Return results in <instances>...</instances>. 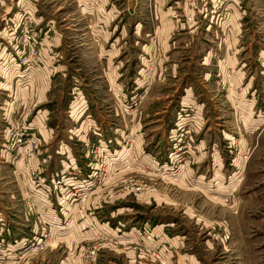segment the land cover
<instances>
[{
    "label": "rangeland",
    "instance_id": "1",
    "mask_svg": "<svg viewBox=\"0 0 264 264\" xmlns=\"http://www.w3.org/2000/svg\"><path fill=\"white\" fill-rule=\"evenodd\" d=\"M53 1L61 11L45 23L49 0H0V18L15 6L16 64L29 48L20 25L41 55L53 23L61 69L85 88L84 104L64 100L52 74L49 134L30 130L39 146L21 153L20 178L0 168V264H85L93 247L97 264H264V0ZM31 118L9 127L8 151ZM55 127L67 151L44 150ZM73 222L81 237H54Z\"/></svg>",
    "mask_w": 264,
    "mask_h": 264
},
{
    "label": "crops",
    "instance_id": "2",
    "mask_svg": "<svg viewBox=\"0 0 264 264\" xmlns=\"http://www.w3.org/2000/svg\"><path fill=\"white\" fill-rule=\"evenodd\" d=\"M35 3L38 5L36 6V8L38 7L37 10L39 12H42L43 8L46 7L44 3L37 1ZM55 3L56 1L49 0L47 5L53 4L52 7L50 6V10H54V11L52 13H48L49 16H43L42 14L41 15L39 14V21H44L45 23H49L50 21L52 22L55 21L52 17H56L61 11L60 7H62L60 5V2H58V4L56 5L58 7L55 9ZM6 7L7 8L3 10L4 12H2L3 13L2 18H0V168L6 169V172L7 171L12 172L13 176L16 179H18L21 177V175H23V173H21V169H23L24 165L20 158V156L22 155L21 154L22 150H20L19 152L13 155H11L7 150L5 140H6V133L9 127L12 125L14 121L19 120L18 118H23L22 121L23 120L26 121L25 118L31 115L32 113L31 122L28 123V125L23 124V127L27 128L28 130L34 129V132L37 131L41 136L46 138V134L48 135L49 132L47 131L45 125H43V129H45V131L42 129V127L41 130H39L40 129L39 126L41 125V120L43 115L44 114L46 115L47 113H52L51 110L49 109L50 107H48L50 106V104H47L49 100L48 97L46 96L49 87H51L49 85V87L47 88L48 85L47 81L51 83L50 77L52 76V74H55L57 76L60 75V77L61 76L65 77L64 86L66 89L65 91L66 95L63 97L64 100H68L69 97H74V95H76L78 97L77 99L80 100L81 98V102L84 104L85 88H83V86L80 85L78 81L80 79L78 77H77L78 80H76L75 77L73 78V71H71V69L69 70V75L67 72L65 74V71L61 69V67L64 66V63L59 64V61L60 60L62 61L61 59L62 47L60 46L61 31L54 30L52 27L53 23L50 26L46 27L47 30L43 34V41H42L43 45L40 55L41 56L40 64L42 66V69L40 73L37 74L32 70L22 68L20 65L16 64V58L15 56H12L14 55L12 45H13V34L17 28L15 29L10 28L11 24H13L16 21V17L14 16L16 10L14 8L15 6L11 3L8 4ZM98 61H100V59H98ZM261 66L264 69V63ZM43 81H45V84ZM44 85L45 88L43 89ZM74 87H77L78 89H74ZM118 87L119 85H117L116 82H114L113 84L114 93L116 91V88ZM72 90L75 92V94L73 93ZM81 92L83 94H81ZM78 104L79 103L77 104L72 103V106L70 107L71 109H68L69 111H66L67 116L69 117L76 116V114H74V111L79 110V107L77 106ZM75 108L76 110H74ZM28 111H30V114H26ZM103 113L105 114L104 110ZM87 116L89 119L92 118L90 114L86 115L85 117ZM98 116L100 117V115ZM172 116H174V114H172ZM102 119L104 120V117ZM25 121H23V123ZM254 123L258 125V130L263 128L264 116L260 115L259 113L258 118L257 120L254 121ZM61 131L62 130H57L56 127L54 130H50L51 132L50 137H52V135H54V137H52L50 144H46V146H44L45 151L48 150L55 152H62L64 150L67 151L68 145H70V139H69L70 137L68 138L66 134L63 135L64 133H62ZM68 133L71 135V132ZM92 133L95 134L94 132ZM1 173L3 174L5 172H1ZM4 218L5 217L0 216V231L2 232L5 230L6 226H7L6 228L8 229L10 227L9 226L10 224L7 222V220L5 221ZM4 224L6 225L4 226ZM74 226L75 224L73 222L71 223L70 226L68 225V227H63V228L59 227L58 229L55 230L54 237L58 238V236H61V231L64 232L65 238L67 236L72 237L71 240L75 239L76 237L77 238L81 237L80 234L76 233L78 231L76 229L79 228H74ZM80 226L81 227L79 230H81L84 224ZM119 227L121 228L122 226L120 225ZM89 231L90 232L88 236L87 235L84 236L89 237L91 235V231H92L91 227L89 228ZM125 231H127V229H125ZM117 253L118 252L114 251V254H112L114 256L113 257L114 259L115 256L116 257L119 256V254ZM120 261L121 259L117 258V261L110 260L109 263L111 264L124 263L123 261L121 262Z\"/></svg>",
    "mask_w": 264,
    "mask_h": 264
},
{
    "label": "built area",
    "instance_id": "3",
    "mask_svg": "<svg viewBox=\"0 0 264 264\" xmlns=\"http://www.w3.org/2000/svg\"><path fill=\"white\" fill-rule=\"evenodd\" d=\"M20 28L22 31L23 41L26 43L27 46H29V48L28 50H23V52L21 51L22 54L21 52H17V59H19L20 57L19 63L21 66H24L26 69L34 71L37 68V63L39 62L40 57L39 51L35 49V46L38 44L39 41V36L36 34V32L33 31V29H31L29 22H23L20 25ZM7 146L9 151L12 152H19L20 150H22L23 157L28 158L32 156L35 151H37L39 142L37 139H35L33 133L30 132V130L24 128L23 126H17L16 128H13L8 132ZM137 234H140V232ZM33 247H35L36 250H41L43 249L44 244L42 240H40ZM87 251V259L85 260V264H97V258L95 256L96 248L93 247V249L91 248ZM0 253L3 254V250H0Z\"/></svg>",
    "mask_w": 264,
    "mask_h": 264
},
{
    "label": "trees",
    "instance_id": "4",
    "mask_svg": "<svg viewBox=\"0 0 264 264\" xmlns=\"http://www.w3.org/2000/svg\"><path fill=\"white\" fill-rule=\"evenodd\" d=\"M109 220H110V223H111L112 227L116 225L117 221L115 220V218L114 219H109Z\"/></svg>",
    "mask_w": 264,
    "mask_h": 264
}]
</instances>
